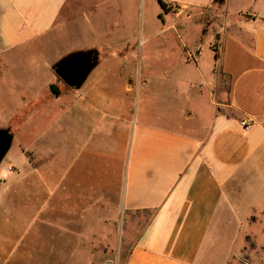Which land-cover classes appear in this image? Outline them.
<instances>
[{"label":"crops","instance_id":"0c3cea01","mask_svg":"<svg viewBox=\"0 0 264 264\" xmlns=\"http://www.w3.org/2000/svg\"><path fill=\"white\" fill-rule=\"evenodd\" d=\"M211 8L217 24L181 18ZM69 39L79 43L61 57L96 51L97 63L79 88L62 85L76 95L62 154L52 148L45 166L1 178L0 264H71L72 253H91L104 223L122 227L140 213L149 218L125 264L230 263L245 250L224 223L239 226L246 191L264 190V0H0V94L16 103L43 87L60 99L51 72L60 58L38 62L48 40ZM139 40L135 56L149 70L134 105L136 85L113 61Z\"/></svg>","mask_w":264,"mask_h":264},{"label":"rangeland","instance_id":"374dc122","mask_svg":"<svg viewBox=\"0 0 264 264\" xmlns=\"http://www.w3.org/2000/svg\"><path fill=\"white\" fill-rule=\"evenodd\" d=\"M252 8L254 9V6ZM216 12L215 8L196 10L191 13H181V18L185 19L188 17L189 20L196 21L206 27L207 22L219 23L216 18ZM146 16L150 20V23L156 21L152 14H145L144 19L142 16V21L144 20L145 22ZM166 20L168 25H175L179 21L175 13H170ZM186 22H188V27L196 30V23L192 21ZM141 25L143 26V22ZM141 25H139V28H141ZM168 37L175 39L171 31L170 34L168 33ZM138 38L140 40L142 39L141 30H139ZM140 40L134 49L132 47L129 48L128 54L130 56L125 60L113 61L114 74L120 77L127 74L126 80L133 81L136 85L134 93L132 96H129V100L134 97V105L138 102L137 86L138 84L143 85L144 74L149 70L147 64L144 63L143 57L140 58V55L135 56L141 49ZM77 43H79L78 40L74 39H69L65 43L60 41L57 44H53L48 40L46 42V50L40 53V59L42 61L40 60L38 62V66H43L44 64L49 65L52 60L63 58L61 56L68 50L69 45H75ZM201 48L205 53L207 47L202 44ZM215 50L217 51V48ZM102 51L103 49H101L99 57L104 59L105 56L102 55ZM171 54H176V50ZM58 61L51 64L52 73H54L53 66ZM45 70L46 68L41 67L40 75L51 79L52 76L49 70H46V73H44ZM154 78L155 80H159L156 76ZM56 83L61 87V91L63 92L61 98L58 100L50 96L47 88L43 87H40L38 92L29 95L28 98L24 96V100H21L18 96L16 103L14 102L16 99L14 96H9L6 92L0 94L2 105L0 109V127H10L11 133L14 135H12L13 141L9 151L0 162V181L1 178H4L12 179L14 182L17 172L25 176L24 173L29 170V167L45 166L47 162L46 156L52 148L58 152H56L57 155L62 154V118L69 112L70 114L73 113V107L69 104L74 102L76 95L74 93L75 89L70 90L71 95H66L69 90H65V87L63 88V82L59 78H57ZM112 96L114 97V94ZM246 192L247 201L252 202L250 208L254 211L248 208L246 218L239 226L236 223H224L226 229L238 230L235 238L236 249L237 247H243L245 250L241 254L233 255L232 261L228 264H264V190H248ZM148 218L149 215L142 213L133 214L122 223V227L121 223L118 225L104 223L102 226V236L95 238L92 235L89 240L91 253L87 255L81 254L80 252L72 253L71 264H100V261H102V264L106 261L107 264H125L130 245L140 234L141 228ZM14 221L18 224L25 223L24 217L21 218V216L15 218ZM34 229H37V227L35 226ZM41 229H44V227L42 226ZM78 230L79 227H76L75 231ZM32 240L34 241V239ZM44 241L45 239H41L40 241L36 240V242L41 244L40 246L43 245L46 247ZM76 241H78V238H76Z\"/></svg>","mask_w":264,"mask_h":264},{"label":"water","instance_id":"95a60500","mask_svg":"<svg viewBox=\"0 0 264 264\" xmlns=\"http://www.w3.org/2000/svg\"><path fill=\"white\" fill-rule=\"evenodd\" d=\"M96 56H88L87 52L71 53L58 61L54 67V74L70 88H79L89 73L95 67ZM12 135L8 129L0 130V162L9 151Z\"/></svg>","mask_w":264,"mask_h":264},{"label":"trees","instance_id":"16d2710c","mask_svg":"<svg viewBox=\"0 0 264 264\" xmlns=\"http://www.w3.org/2000/svg\"><path fill=\"white\" fill-rule=\"evenodd\" d=\"M162 6H165V5H163V3H162ZM88 52H93V53H95L96 51H88ZM96 54V53H95ZM49 89H50V92L53 94V95H58L59 94V90L54 86V85H51L50 87H49Z\"/></svg>","mask_w":264,"mask_h":264},{"label":"flooded vegetation","instance_id":"af4514ba","mask_svg":"<svg viewBox=\"0 0 264 264\" xmlns=\"http://www.w3.org/2000/svg\"><path fill=\"white\" fill-rule=\"evenodd\" d=\"M87 53H88V56H91V57H92V56H96V54L93 53V52H88V51H87ZM61 59H62V58H61ZM61 59H60V60H61ZM60 60H59V61H60ZM53 67H54V66H53Z\"/></svg>","mask_w":264,"mask_h":264},{"label":"built area","instance_id":"2783aa9c","mask_svg":"<svg viewBox=\"0 0 264 264\" xmlns=\"http://www.w3.org/2000/svg\"><path fill=\"white\" fill-rule=\"evenodd\" d=\"M243 126H247V124L246 123H243Z\"/></svg>","mask_w":264,"mask_h":264}]
</instances>
